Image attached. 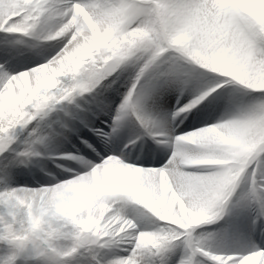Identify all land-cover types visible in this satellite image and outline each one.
<instances>
[{
    "label": "snow or ice",
    "instance_id": "snow-or-ice-1",
    "mask_svg": "<svg viewBox=\"0 0 264 264\" xmlns=\"http://www.w3.org/2000/svg\"><path fill=\"white\" fill-rule=\"evenodd\" d=\"M6 2L14 7L0 10V34L5 38L19 34L10 41L13 45L33 41L27 47L42 63L23 70L13 68L8 59L0 64V193L5 194L0 199V225L27 224V210L17 212L7 202L13 189L17 195L30 189L11 187L12 171L39 168L49 175L54 170L48 162L62 155L57 151L53 156V145L72 144L65 153L83 157L86 166L57 174L50 183L93 169L98 173V185L88 193L94 197L93 206L81 208L74 217L46 215L43 232L32 234L36 243L22 247L21 257L32 258L35 264H141L145 254L151 252L160 257L158 264H245L252 256H264V229L259 244L252 234L228 243L229 227L200 232L201 225H187L179 219L181 210L194 211L218 221L212 224L215 225L251 204L258 209L252 220L253 232L264 223V144L240 152L242 163L248 165L241 178L243 187L233 210H223L219 216L204 206L191 181L183 175L191 170L185 168L192 163L186 149L194 136L202 138L197 151L211 157L206 141L207 130L213 125H243L251 132L245 141L249 145L264 136V83L252 86V82H264V28L255 21L250 22V27L243 19L236 21L241 39L227 54L239 73L236 77L207 72L171 46L177 34H196L206 5L194 0ZM137 27L148 33L144 42L128 36L130 29ZM105 33L112 34L118 42L125 38L128 42L119 50L98 43V35ZM45 65L49 66L46 72L42 67ZM34 70H41L38 78ZM21 73H29L31 78L17 86ZM210 87H216V91L205 96ZM120 88L125 91L121 93ZM172 94L176 104L170 111L160 109L163 114H159V102ZM115 96L120 99L113 107ZM103 117H109L111 123ZM125 132L129 139L122 145ZM146 140L152 141L167 159L154 155L130 158V145ZM109 157L120 161L119 172L106 171ZM219 167L212 163L198 166L204 172ZM161 174L165 179L169 175L172 178L166 184V196L176 190L187 203L184 209L177 204L174 223L136 202V192L159 195ZM72 195L67 194L69 198ZM101 204L112 209L109 216L121 217L122 222L130 220L134 226L120 235L104 229L103 224L99 231L89 229L87 222L97 218ZM125 204L139 206L143 211L128 218L123 212ZM58 235L72 238L70 248L75 251L71 256L61 258L49 253L43 241ZM37 253H44V258L36 259Z\"/></svg>",
    "mask_w": 264,
    "mask_h": 264
},
{
    "label": "clouds",
    "instance_id": "clouds-1",
    "mask_svg": "<svg viewBox=\"0 0 264 264\" xmlns=\"http://www.w3.org/2000/svg\"><path fill=\"white\" fill-rule=\"evenodd\" d=\"M195 3H203L206 5L200 13L198 27L194 36L187 34H177L171 40V46L177 51V54L186 56L194 65L204 69L207 72L217 74H229L238 77L239 73L233 63L228 59L233 46L241 39V32L235 26L236 21L243 19L249 23L255 21L264 28V0H194ZM215 5V7H213ZM14 5L6 2H0V10L10 11ZM83 13V10H81ZM87 20V15L84 14ZM177 23L173 17L172 24ZM94 31L95 25H91ZM128 36L133 41L144 42L148 36L143 29L131 28ZM55 38V37H54ZM109 41L111 43L109 44ZM97 42L104 44L110 48L119 50L124 41L118 42L110 33L98 35ZM59 67V62H57ZM43 71H47V65L42 66ZM36 77L41 74V70H34ZM31 78L29 73H21L17 86L21 82ZM264 82H252V86H260ZM216 91V87H210L205 96ZM207 144L211 149V157H207L197 149L202 143L201 137H193L188 142L187 152L190 154L192 163L185 165L186 169L183 173L186 179L191 181L192 188L199 194V197L211 213L219 214L223 210H233V205L238 199L241 190V178L246 171L247 164H243L240 159V152H247L254 146L264 144V136L254 145H249L245 141L251 136L250 131H246L243 125L236 123H228L226 126H211L208 130ZM51 169L48 179H56L57 174L65 172H73L76 169L86 166L83 157L73 153H64L56 160L48 162ZM212 163L220 167L213 172H204L198 168L199 165ZM73 165L75 168H73ZM120 161L117 158L109 157L106 162V171L113 174L119 172ZM212 177V179H203L204 177ZM199 178V179H198ZM171 176L161 174L160 193L143 194L135 193L136 202L141 204L143 208L153 215L166 220L168 222L176 221V206L181 205L184 209L187 207L186 200L181 197L180 193L173 190L166 196V184L171 183ZM98 185V173L96 169L92 172H84L79 176H73L70 179L61 180L58 183H49L40 188L25 189L22 195L16 194L13 189L7 196L8 204L19 212L21 209L27 210V224H2L0 225V264H35V260L29 257H21L20 249L35 245L32 234L43 232L42 224L46 215H60L74 217L75 214L83 207L91 208L94 197L88 193ZM175 188V186H173ZM73 194L70 198L67 194ZM4 193H0V199H3ZM166 197V198H165ZM70 200V202H69ZM112 211L105 204L99 205L98 216L96 219L89 218L87 227L89 229L96 228L100 230V225L109 231H115L116 235H120L134 226L130 220H123L118 216H109ZM257 208L251 204L243 210L255 219ZM107 217V220L105 219ZM222 219L223 217L220 216ZM15 216L13 220L15 221ZM179 219L187 225L198 224L201 226H210L214 222L194 211L181 210ZM45 235H47L45 233ZM52 241V243H49ZM43 243L48 244V251L52 255L65 258L71 256L75 249L70 248L72 238L69 235H58L56 237L48 236ZM68 248L67 252H61L60 249ZM44 253H37L36 259L44 258ZM245 264H264V256L255 255L248 258Z\"/></svg>",
    "mask_w": 264,
    "mask_h": 264
},
{
    "label": "bare ground",
    "instance_id": "bare-ground-1",
    "mask_svg": "<svg viewBox=\"0 0 264 264\" xmlns=\"http://www.w3.org/2000/svg\"><path fill=\"white\" fill-rule=\"evenodd\" d=\"M19 38V34H16L15 36H9L7 38L4 37L3 34H0V58L2 59L4 55L5 49H16L15 51H20L22 49L24 50H29L27 45L32 44L33 41L31 40H25L24 44H19V45H13L10 43V41ZM30 52V50H29ZM1 64V62H0ZM125 91L124 88H120V92L123 93ZM119 96L114 97V101H117V104L119 103ZM169 103H167V101ZM115 103V102H114ZM160 108L157 109V112L159 114H163V112L160 109H163L164 111H170L173 107V105L176 104V96L175 94L165 96L162 101L159 102ZM113 107L114 104H113ZM223 112V109H221ZM221 112V113H222ZM219 116V114H217ZM103 119L107 120L109 123H111V120L109 117H103ZM188 121H185L184 124H187ZM184 125H181V128H183ZM189 129H192L191 127ZM107 131V129H105ZM129 139V134L125 132L122 136V145L123 143H127ZM71 146V144H64L62 146L57 147L56 145H53L52 147V152L53 150L55 151H62V149H67ZM56 152L53 153V156H55ZM130 158H137L139 157L140 159H144L145 155H156V157L163 155L160 153L158 149H156V146L152 143L150 140H146L142 143H138L136 145H130L128 153ZM163 159H167L166 155H163ZM44 180L46 182L47 186L50 183V180L48 179V175H45L44 172H41L39 168H32V169H26V168H16L12 171V178L10 180V186L13 188L16 187H28L29 184ZM40 184V183H39ZM2 186V185H0ZM242 187V186H241ZM137 211H143L142 208L139 206L133 205V204H125L123 205V212L127 215L128 218H132ZM156 260L155 254L149 252L146 253L145 256L142 258L141 264H154V261Z\"/></svg>",
    "mask_w": 264,
    "mask_h": 264
},
{
    "label": "rangeland",
    "instance_id": "rangeland-1",
    "mask_svg": "<svg viewBox=\"0 0 264 264\" xmlns=\"http://www.w3.org/2000/svg\"><path fill=\"white\" fill-rule=\"evenodd\" d=\"M16 49H5L4 51V55L2 57V59L0 58V62L1 64L5 62V59H8L12 65L13 68H15L16 70H23L25 68H29V67H34L39 63H42L41 58H39L38 56H36L34 53L29 52V50H20V51H15ZM167 101V100H166ZM184 101H182L183 103ZM168 103V101H167ZM115 104H117V101H115ZM169 105V103H168ZM172 109V108H170ZM222 112V111H221ZM217 114H221V113H217ZM188 131H191L192 129H187ZM73 147V145L71 144V146L67 149H62V151H59L61 154H64L68 149H71ZM57 151L53 150L52 153H55ZM156 156V155H154ZM163 155L158 156L157 158H160ZM0 166H2V164H0ZM145 167L148 166H155L158 167L159 164H145ZM47 182V181H46ZM46 182L42 179L41 181H37L34 183H31L28 185V188H38L41 186L46 185ZM40 183V184H39ZM241 186L243 187V183L241 184ZM241 187V188H242ZM225 227H229V237L227 238V242L228 243H233L235 241H237L238 239H240V237L242 235H248V234H252L253 239L255 240V242L257 244L260 243V233L261 230L264 229V223L259 224L256 226L254 232L252 229V218L250 215H248L247 213L241 212V213H237L231 217L226 218L225 221H222L219 224H215V225H210V226H201L198 231L200 232H214V231H219ZM156 256V260L154 261V264H158L160 257L158 255Z\"/></svg>",
    "mask_w": 264,
    "mask_h": 264
}]
</instances>
